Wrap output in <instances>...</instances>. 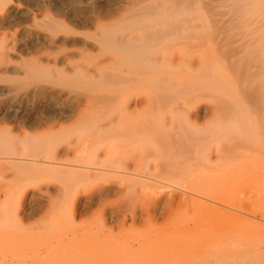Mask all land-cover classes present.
Masks as SVG:
<instances>
[{
	"label": "rangeland",
	"instance_id": "rangeland-1",
	"mask_svg": "<svg viewBox=\"0 0 264 264\" xmlns=\"http://www.w3.org/2000/svg\"><path fill=\"white\" fill-rule=\"evenodd\" d=\"M11 1L22 3L24 6H29L33 2V0ZM71 2H75L76 5L74 9L67 10L65 6ZM114 3L117 2L115 0H46L43 12L40 11L41 14L29 7L32 12L30 15L12 18L5 23L4 28L0 31L14 33L18 40L19 38L23 39L24 36L21 33L23 25L33 24L32 16H37L38 20L36 21H41L43 13H47L58 20L60 19L59 21L62 19L61 22L65 21L62 26L70 27L73 33L84 38L97 29L96 24L95 30L93 27V22L97 17L104 19L105 16L107 19L106 16H110L112 13L117 14L120 8L118 3ZM91 8L92 10H90ZM77 15L79 17H76ZM213 25L211 24L213 30L218 29ZM210 28L208 27L209 32L213 31ZM239 28L241 32L248 30L246 27H243V31L242 27ZM232 29H230L231 32ZM97 30L99 31V29ZM97 30L92 34H99L100 31L97 32ZM239 30L238 27H235L232 33H238L236 36L240 37L242 33ZM215 32L217 33V30ZM215 32H212L214 36H216ZM210 39H207L208 43ZM67 47L69 50L73 49ZM210 47L209 49H211ZM13 50L15 53L14 58L11 59L13 63L19 64L32 60L31 49L21 50L16 45ZM213 52L210 51L213 64L211 72L213 75L215 74L219 82L222 81L220 89L218 88V90L214 86L212 88L208 86L206 89L195 83L189 85L187 90L166 92V95L167 93L170 95L167 97L175 96V98H171L174 99L173 102H166L167 104L163 108L159 105H164L165 99L162 103L163 99L161 100L159 96L158 101L161 100L159 105L155 102V108H153L154 104L150 108L146 106L147 114H144V120L148 121H144L143 124L144 126L146 124L147 128L142 126L143 135L141 129H137L138 124L134 120H130L128 123L124 122L127 123L125 126L122 121L121 123L119 121L122 126L120 124L117 126L116 123L119 120V116H117L115 127L111 126V123L115 122L116 114L120 115L123 110L119 109L117 100L114 103L117 108L113 111V113L115 112L113 122L111 120L109 124H102L99 121L97 124L100 125L94 126V129L91 128L92 125L79 126L74 121L66 119L55 125L52 130L50 126L43 124L41 127V123L46 118L59 115L51 106L54 99L45 103L41 100V95L29 99L30 106H28L27 112L23 114L20 112L13 120H4L5 122L0 120V122L2 121L0 127L3 130L9 128L15 136L14 138L18 139H13V143L8 146V149L16 145L14 148L17 151L20 150L22 155L27 152L28 157L34 155V159H44L47 154V159H51L53 158L51 156L55 155L53 150H56V153L63 151L66 153L67 151L66 157L68 156V158L65 157L64 152L60 154V157L70 160L68 164L61 165L69 169H63L60 166L59 170L50 168L49 170L40 164L36 165L37 168L33 166L23 167L24 169L4 167L3 170L1 168L0 246L2 248L0 250H8L16 243L19 246L20 242L23 243L26 238L23 236L26 235L27 237H39L40 239L36 242H39L40 246L43 243V246H51L56 240L63 239L61 241L63 244L61 243V246L58 247L63 249L58 252L61 253V259L58 258L60 255L56 256L58 253H55L56 255L53 254L52 257L54 262L51 259L49 264L51 262L54 264H98V261L101 260L105 264H107L106 262L109 264L110 260L111 264L116 260L117 262L113 264H123L125 262L120 261L119 256H124L125 259L126 253H131V247L135 248L132 251H139L138 254L140 253L144 263L139 261L141 257H136L138 254L136 256L133 254V261L138 258L137 262L132 261L131 257L133 258V256L130 254L126 255V257L129 256L128 259L126 258L128 261L125 260L126 263L131 259V262L137 264H264V134L262 132V130L264 131V121L249 117L246 109L243 110L244 115L238 114V118L234 117V120L232 118V120H228V118L226 120L224 116L221 118L215 115L206 118L203 115L206 108L215 106L218 100L216 98L220 96L227 102L237 103L236 105L243 100L237 88L235 72L233 70L231 72V68L226 65L227 59H224L219 52L215 50ZM215 54L219 55L215 56ZM196 58H198L197 54ZM224 65L226 66L224 67ZM11 75L13 74H4V77H15L17 74ZM181 75L179 85L182 86L189 81L190 77L186 74ZM24 79H21L22 82L26 81ZM29 79L26 82L33 81V79L32 81ZM14 80L15 78H11L8 81ZM59 80L61 81V79L57 81L59 87L79 91L84 89L85 92V86H82V89V87L74 86L65 80L61 81L63 85H59L61 83ZM8 81H2V83ZM26 82H23V86L26 85ZM113 87L115 88L114 84L104 81H99L95 86L99 93L112 92ZM146 87L145 94L150 96L153 93L158 96L155 93L158 92V88L155 89L149 85ZM153 89L157 91L153 92ZM89 90L87 87L86 92ZM132 92L137 94L139 90L135 89ZM174 93L176 94L174 95ZM156 99L158 97L154 101ZM157 105L160 109L156 108ZM100 108L99 113L102 109L106 111L105 113L102 111L104 114L110 113L109 109H105L106 107ZM112 108L113 105L111 110ZM152 108L155 111H152ZM104 125L109 127V129L106 128L107 131L104 129ZM128 126L132 128L131 132L129 129L126 130L129 128ZM133 127H135L134 130ZM100 130H103V134ZM136 130L139 133H136ZM25 131L30 135L29 140L23 138ZM96 131L101 135H98ZM119 131L122 132L119 133ZM83 133L87 136L84 137ZM125 133L127 134L125 135ZM21 135H23L22 140H20ZM240 135H243V138ZM132 137L134 138L130 139ZM14 142L16 143L14 144ZM19 146L23 147V150ZM248 147L249 149H247ZM35 149L37 152L34 151ZM2 150L7 152V148ZM25 150L27 151L25 152ZM31 151H34L35 154L34 152L32 154ZM49 151L53 154L50 155ZM229 151H233V155H231L232 153L229 155ZM92 160L103 163L101 168L96 169L98 166H95L96 168L89 169L90 173H86L83 172L85 167H81V169L76 165L82 163L81 166L84 164L92 166ZM113 163L116 166L127 164L129 169L126 173L116 171L117 167ZM76 167L79 168V171L76 170ZM120 168L118 167V169ZM24 207L28 209L23 210ZM84 237L90 238L86 240ZM19 238L20 240H18ZM35 245L37 246V244ZM70 245H73L74 249ZM118 248L120 250L124 248V252L127 248V252L124 254L121 250L120 253L116 252L119 254L116 256L115 251H118ZM92 249L95 254L98 253L96 256L91 255L94 254ZM110 249L111 252H108ZM112 249L116 250L112 252ZM86 252L91 254L88 255ZM106 252L114 253L116 257L112 256L119 259H112L111 255L107 258L108 253L105 255Z\"/></svg>",
	"mask_w": 264,
	"mask_h": 264
},
{
	"label": "bare ground",
	"instance_id": "bare-ground-1",
	"mask_svg": "<svg viewBox=\"0 0 264 264\" xmlns=\"http://www.w3.org/2000/svg\"><path fill=\"white\" fill-rule=\"evenodd\" d=\"M45 1L46 0H33L32 4H30L29 6H24L22 5V3H14L11 0H6V1L0 0V29L4 28L3 26L5 25V23L9 22L12 18L16 16H22V15L24 16L28 14L30 15L31 9L29 7L33 8L36 11L43 12L42 9L43 7L45 8L44 6ZM115 1L118 4L117 3L114 4H117L120 8L119 9L116 7L117 9H119L117 14L114 15L112 13V15L106 16L107 19H105L104 16L103 18L105 20L97 17L95 22H93L94 24L93 27L95 30L96 29L95 24H96L97 29H99L100 31L99 32L96 29L97 32H99V34L98 33L92 34L96 31L95 30L94 32L91 33V35L87 36L86 34H84V36H87L84 38L83 37L81 38L77 36V34L73 33L70 27L62 26V24H64L63 22L65 21L61 22L62 19L61 21H59L60 19L58 20L54 16L47 13L45 14L43 13L42 15L43 18L40 16L42 19L41 21H36L38 20L36 19L37 16L34 17L32 16L31 20L34 19V23L32 22L33 24L23 25L21 33L24 36V38H26L27 40L24 38L23 39L19 38L18 40L16 34L7 33L6 31H0V120H2L3 122H5L8 119L13 120L16 118L18 114H20V112H22V114L27 112V109H29L28 106H30L29 99L33 98V96L41 95L42 96L41 100L45 103H48L52 99H54V102L51 106L57 111V114H59V115H55L54 117H50L49 119L46 118L41 123L40 125L41 127L43 125L50 126L52 130V128H54L55 125L64 122L66 119V120H72V122L74 121V123L79 126L85 125L84 127H86V124H89L92 125L91 128H93L94 126L98 125L97 123L99 121L102 124L103 123L109 124L111 120L113 122V119L116 117L115 122H113V124L111 123V126L115 127L116 124L117 126H119L121 121L122 124H124L125 126L130 120L131 121L134 120L138 124L137 129L140 128L142 134V131L144 130V129L142 130V126H144L143 125L144 121L145 122L148 121V120H144L145 119L144 114L146 113V106L150 108L152 107V104H154L153 108H155L156 105L155 102H157L158 104L162 99H163L161 101L162 103L164 102L165 99L164 105L158 104L159 106H161V108L166 106L168 102H173L174 99L172 100L171 98H175V96L169 98L167 97L169 94L167 93L166 95V92L173 93V92H180L183 90H187L192 84L195 83L202 85L206 89L208 88V86L211 88L212 86H214L217 89L218 88L220 89L222 85V83L220 82L222 81L219 82L218 79L215 77V74L213 75V73L211 72L213 64L211 62L212 59L210 57L211 54L210 51L213 52V50H215L219 52L224 59H227V61L225 60L226 65L228 66V68H231L230 69L231 72L232 70L233 72H235L237 79V88L239 89L238 91H240L243 100H241L242 102L236 105L237 103L234 104L227 102L225 101L226 99L223 100V98L220 96L216 98L218 100L216 101V104L213 108H206L204 112L201 111L204 113L203 115H205L206 118H208L207 116H209L210 118L214 115L219 117L224 116L225 119L228 118L229 120L231 118L233 119L234 117L238 118L237 117L238 114L244 115L243 110L246 109V113L249 117H253L254 119L257 120L261 119L262 121H264L263 120L264 119V0H115ZM75 5H76L75 2H71L70 4L65 6V8L67 10H72L74 9ZM93 7L94 6H92V8ZM92 8L90 10H92ZM76 17L79 16L77 15ZM211 24L212 25L215 24L213 26H217L218 28L216 29L217 33L215 32L216 30L212 29L213 27L211 26ZM208 27L210 28V30L212 29L216 33L215 34L216 36L212 34L213 31L209 32ZM235 27H238V30L240 29L239 27H242L241 30L243 29V27L244 28L246 27V30L247 28L248 30L244 32H241L239 30V32L242 33V35H240V37H237L236 35H238V33L235 32L232 33ZM230 29H232V32L230 31ZM207 32L211 33L212 35L209 33L207 34ZM207 39L208 40L210 39V42L212 41V43L209 42L211 47L210 45H208L209 43ZM16 45H18L19 49L21 50L22 49L25 50L27 48L31 49V52L33 53L31 56L32 60L31 59L30 61L28 60L29 62L23 61L20 62L19 64L13 63L11 59L15 54L13 49L14 46ZM67 46L73 49L69 50ZM65 47H67L68 50L65 49ZM209 47L211 49H209ZM196 54L198 58L195 59ZM217 55L219 54H215V56ZM226 65H224V67ZM4 74H13L11 76H14V74L17 75L15 77H4ZM181 74H186L188 77H190L189 81L185 82V84L183 82L184 85L182 86L181 84L179 85V79L180 76H182ZM11 78H15V80L9 82L8 80H10ZM24 78L26 79V81L28 78L31 79V80L29 79L30 81H32L33 79V81L32 82L23 81L26 82V85L23 86L24 83L22 82L21 79ZM58 79H61V81L65 80L67 82H70V84H73L74 86H80V87L85 86L86 88L89 87L90 90L86 92V88H85V92H84L83 87H82L83 89L82 91L73 90L71 88L59 87L57 86ZM2 81H8V82L2 83ZM99 81L112 83L115 85V88L114 87L113 89L111 88L112 92L109 93H99L95 88V86H97ZM60 84L63 85L62 82L59 83V85ZM146 85L153 86L155 87V89L158 88L159 94L158 92H155L157 90L154 91L153 89V92H155L158 96H156L153 93H152L153 95L151 94L150 96L149 94H145L144 90ZM135 89L139 90V93L137 94L133 93L132 91ZM175 94L176 93H174V95ZM159 96L161 98L160 101H158L160 99ZM157 97L158 99L154 101V99ZM166 97L168 98V101H166L167 100ZM170 99L171 101H169ZM116 100L118 101L117 105L122 107V108L119 107V109H123L124 111L122 110L120 115L118 113V115L116 114L115 116L114 115L115 112L113 113V111H115L117 108L116 104L114 106ZM112 105L114 109L112 108L111 110ZM158 105L156 108L160 109ZM100 107L101 108L106 107L105 109H109L110 107L109 109L110 113L104 114L106 111H103V109L102 111L104 113L102 111L101 113H99ZM153 108L152 111H155V109L153 110ZM117 111L120 112L119 110ZM117 116H119L118 121L116 120ZM122 124L120 125L122 126ZM89 125L88 127H90ZM0 128H1L0 150L2 152V154L0 152V170H2L1 168H3L4 170V167H7V169H9L8 167H12V169H14V167L15 168L20 167L22 169L23 167H28V166H33L34 168H37L36 165L38 164L44 165V167H46L47 169L50 168L53 170L54 169L59 170L61 165L68 164L70 161V160L68 161V159L65 158L62 159L60 157L61 156L60 154L63 153L64 151L61 153L59 152L56 153V150H53L55 151L54 152L55 155L51 151H49L51 153L50 155L53 154V156H51L53 158L51 159H47L48 154L47 155L45 154L46 159L44 157H43L44 159H39V158L34 159L33 157L34 155H32V157H28L26 152L27 150H25L26 154L22 155L19 152L20 150L17 151V149L14 148L16 147V145H13V147L8 149V146L12 145L13 139H17V138H14L15 136L13 135L12 131L9 130V128L8 130L6 128L7 131L3 130L2 127ZM106 128L107 127H105L104 125V129L107 131L109 127L107 129ZM134 128L135 127H133V130ZM128 129L130 132L132 131V128L129 127L126 130L128 131ZM102 131L101 133L103 134ZM120 132L122 131H119V133ZM262 132L264 134L263 130ZM136 133L139 132L136 130ZM23 134L24 136L21 135L20 140H22V136L23 138H25V140H29L30 135L26 131ZM84 134L85 133H83V135ZM99 134L100 133H98V135ZM126 134L127 133H125V135ZM86 136L84 135V137ZM240 136L242 137L243 135ZM133 138L134 137L130 139ZM137 140L139 139L137 138ZM15 143L16 142H14V144ZM128 143L129 140L127 141V144ZM59 147L61 148V146ZM6 148H7V152H4L2 149H6ZM20 149L23 150V147L22 148L20 147ZM247 149H249V147ZM34 151L37 152L36 149ZM33 152L31 151L32 154ZM232 152L233 151L231 152L229 151L228 154L230 155V153ZM22 153L24 152L22 151ZM31 153L28 152V154ZM67 154L68 153L66 151L65 157ZM231 155H233V153ZM66 158H68V156ZM80 164L78 165L77 163L76 164L77 167L80 168L85 167L87 170L85 169L83 172L90 173L89 171L90 168H96L98 166L96 169H100L103 163L101 164V162L99 163V161L97 160L93 162L92 160L91 163V165L93 164L92 166H89L87 164L81 166ZM114 166L116 165L114 164ZM116 167H117L116 171H122V172L124 171L125 173L127 172V169H129L127 164L125 166L117 165ZM118 167L119 168L121 167L120 169L123 170L118 169ZM61 168L64 169L65 167L61 166ZM65 169H69V168L66 167ZM78 169L79 168H77L76 170ZM102 169H108V168H102ZM27 170H29V168H27ZM139 176H137V178H139ZM133 177L136 179V176L133 175ZM144 177L141 178L144 179ZM26 209L28 208L24 207L23 210ZM23 237L26 238H24L23 243L19 241L20 242L19 246L16 243V245L13 247L12 246L10 247V245H8L10 247L8 250H5L4 248L3 249L5 251L0 250V264H49L50 260L51 259L53 260L52 258L53 254L56 255L55 253L63 251V249L58 248L59 245L62 243L61 241L63 239L61 241L56 240L55 242L57 243L54 242L53 243L54 245L51 244V246L50 245L43 246L44 243L42 244V246H40V243L38 242L39 243L38 244L36 242L38 241V239H40L39 237L38 238L37 236L27 237L26 235H24ZM84 239L86 238L84 237ZM18 240H20V238ZM18 240L15 241L18 242ZM35 244H37V246ZM77 246L79 247L78 244ZM0 248L2 247L0 246ZM127 248H125L126 252H127ZM131 249L133 250L135 248L131 247ZM76 250L73 251L76 252ZM115 250L116 249H114V251ZM117 250L118 251H115L116 256L119 255L118 253L116 254V252L119 251L120 252L123 251L124 254L126 253L124 252V248H121L122 251L120 250V248H118ZM132 250L130 251L132 255L131 253H126V255L130 254V256H133L134 254V256H136V254H138L139 252L138 250L137 252L136 250H134L135 251L134 253V251ZM87 251L89 252L90 250ZM114 251L112 249V252ZM108 252H111V249ZM108 252H106L105 255H107ZM90 254L88 253V255ZM96 254L94 253L91 255L96 256ZM59 255L60 257L58 258L61 259L62 257L61 253H58L56 256ZM109 255L112 256L114 255V253L113 254L108 253L107 258H109L108 257ZM126 255H125V259L124 256H119V258H121L120 261L125 262L123 264H137V263H133L135 261L137 262L138 260V258H136L135 261H133L134 256L133 258L131 257L133 262H131V259H129V262L131 263L129 262L126 263V261H128L126 260V258L128 259L129 257V256L126 257ZM138 255L136 257L140 258L141 257L140 253ZM54 258L57 257L54 256ZM113 258L114 257L112 256V259ZM140 259L141 260L139 261H143L142 257ZM75 261L76 260L74 259V262ZM100 262H102V260L98 261V264H100ZM111 262L112 261L110 260L109 264H111ZM115 262H117V260ZM115 262L113 261V263ZM102 263L105 264L104 262ZM106 263L108 264V262ZM138 264H142V263H138Z\"/></svg>",
	"mask_w": 264,
	"mask_h": 264
}]
</instances>
